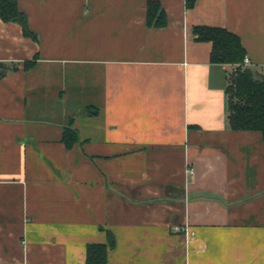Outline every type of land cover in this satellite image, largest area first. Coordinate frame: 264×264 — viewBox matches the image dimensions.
Wrapping results in <instances>:
<instances>
[{
	"label": "crops",
	"instance_id": "1",
	"mask_svg": "<svg viewBox=\"0 0 264 264\" xmlns=\"http://www.w3.org/2000/svg\"><path fill=\"white\" fill-rule=\"evenodd\" d=\"M148 1L19 0L36 38L0 18V264L109 234L108 264H264L263 134L231 129L236 65L194 34H238L264 77V0H159L164 27Z\"/></svg>",
	"mask_w": 264,
	"mask_h": 264
},
{
	"label": "trees",
	"instance_id": "2",
	"mask_svg": "<svg viewBox=\"0 0 264 264\" xmlns=\"http://www.w3.org/2000/svg\"><path fill=\"white\" fill-rule=\"evenodd\" d=\"M196 2L186 0L187 8H193ZM0 18L21 23L27 36L37 37L30 29L27 15L20 9L19 0H0ZM147 23L155 27L168 24V14L159 0L148 1ZM194 34L198 41L212 42V62L236 65L227 87L231 129L259 131L264 138V77L244 65L247 49L241 37L227 28L210 25L194 26ZM35 62H28L26 66L31 67ZM62 141L68 148L81 142L79 131L72 122L65 127ZM114 245L115 240L110 234L108 243H89L86 264H108L109 247Z\"/></svg>",
	"mask_w": 264,
	"mask_h": 264
},
{
	"label": "built area",
	"instance_id": "3",
	"mask_svg": "<svg viewBox=\"0 0 264 264\" xmlns=\"http://www.w3.org/2000/svg\"><path fill=\"white\" fill-rule=\"evenodd\" d=\"M251 64H252V61H251L250 57L247 55V56L245 57V59H244V65H245V66H251ZM193 172H194V170L191 169V173H193Z\"/></svg>",
	"mask_w": 264,
	"mask_h": 264
}]
</instances>
